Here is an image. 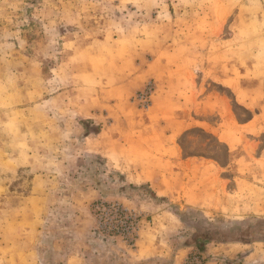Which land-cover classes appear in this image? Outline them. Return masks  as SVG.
Here are the masks:
<instances>
[{"label":"rangeland","instance_id":"374dc122","mask_svg":"<svg viewBox=\"0 0 264 264\" xmlns=\"http://www.w3.org/2000/svg\"><path fill=\"white\" fill-rule=\"evenodd\" d=\"M212 259L264 264V0H0V264Z\"/></svg>","mask_w":264,"mask_h":264},{"label":"crops","instance_id":"0c3cea01","mask_svg":"<svg viewBox=\"0 0 264 264\" xmlns=\"http://www.w3.org/2000/svg\"><path fill=\"white\" fill-rule=\"evenodd\" d=\"M158 194H160V192H157ZM189 248H187V249H183L182 251H179V254H178V257H180L179 258V260L180 259H183L184 257H185V255H188V253H189ZM138 254H140L141 256L140 257H147V256H149V254H141V252L139 251V252H137ZM250 254V255H249ZM252 255L253 254H251V253H248L247 255H246V258L247 259H250L251 257H252ZM217 261H215V259H212V261L211 262H209L208 264H248L247 262H246V260H245V262L244 261H241V263H230V262H226V263H220V262H218V259H216Z\"/></svg>","mask_w":264,"mask_h":264}]
</instances>
